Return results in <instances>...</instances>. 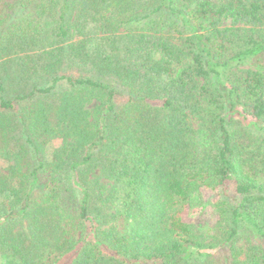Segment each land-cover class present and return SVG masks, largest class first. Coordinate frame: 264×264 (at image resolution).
Listing matches in <instances>:
<instances>
[{
	"label": "trees",
	"instance_id": "trees-1",
	"mask_svg": "<svg viewBox=\"0 0 264 264\" xmlns=\"http://www.w3.org/2000/svg\"><path fill=\"white\" fill-rule=\"evenodd\" d=\"M1 165L0 264H264V0H0Z\"/></svg>",
	"mask_w": 264,
	"mask_h": 264
},
{
	"label": "rangeland",
	"instance_id": "rangeland-1",
	"mask_svg": "<svg viewBox=\"0 0 264 264\" xmlns=\"http://www.w3.org/2000/svg\"><path fill=\"white\" fill-rule=\"evenodd\" d=\"M223 24H230V20H223ZM90 106L93 107V103ZM57 144V142H53L51 145L54 148ZM0 167L3 168L4 166L1 165ZM222 195L228 196L231 199L238 198L234 181H227L224 185L215 189H202L200 195L193 196L191 205L183 213L184 218L200 226L210 225L216 219V213L211 206V202ZM257 241L264 246V238L257 239ZM70 258V255L66 256L59 264H67ZM216 260L219 264H224L227 261V254L224 249H220L216 253Z\"/></svg>",
	"mask_w": 264,
	"mask_h": 264
}]
</instances>
